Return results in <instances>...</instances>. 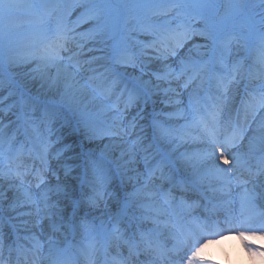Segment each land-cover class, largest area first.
Instances as JSON below:
<instances>
[{"label":"snow or ice","instance_id":"6c2138e0","mask_svg":"<svg viewBox=\"0 0 264 264\" xmlns=\"http://www.w3.org/2000/svg\"><path fill=\"white\" fill-rule=\"evenodd\" d=\"M221 233L264 236V0H0V264Z\"/></svg>","mask_w":264,"mask_h":264},{"label":"clouds","instance_id":"9594fccd","mask_svg":"<svg viewBox=\"0 0 264 264\" xmlns=\"http://www.w3.org/2000/svg\"><path fill=\"white\" fill-rule=\"evenodd\" d=\"M242 241H244V243H242ZM216 244H222L223 247L227 249L225 256H227L229 252L233 253V259L231 261L217 258L214 259L216 264H264V251L249 253L245 248V244L264 248V236L249 238L247 236L240 237L237 235H229L226 238L219 240ZM208 251L218 256L214 246L208 247ZM206 253V259H213L211 255H208V252ZM245 254H247L246 260L244 259ZM236 257H239V259Z\"/></svg>","mask_w":264,"mask_h":264},{"label":"bare ground","instance_id":"6f19581e","mask_svg":"<svg viewBox=\"0 0 264 264\" xmlns=\"http://www.w3.org/2000/svg\"><path fill=\"white\" fill-rule=\"evenodd\" d=\"M193 147H195L193 145ZM221 236H226V233H221ZM206 239L213 241L212 243L208 244V247H215L216 253H218L217 255H214L212 252L208 251V247H206L205 251L208 252V255H211L213 259H217V258H222L228 261H231L233 259V253L229 252L227 256H225V252L227 251L226 248L223 247L222 244H216L215 241L217 239H220V237L217 236H211V237H207ZM221 240V239H220ZM242 251V250H241ZM237 259H239V257H236ZM244 259H247V254L244 255Z\"/></svg>","mask_w":264,"mask_h":264},{"label":"rangeland","instance_id":"374dc122","mask_svg":"<svg viewBox=\"0 0 264 264\" xmlns=\"http://www.w3.org/2000/svg\"><path fill=\"white\" fill-rule=\"evenodd\" d=\"M81 30H83V29H81Z\"/></svg>","mask_w":264,"mask_h":264}]
</instances>
